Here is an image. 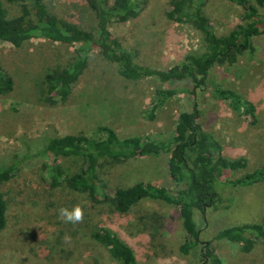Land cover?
<instances>
[{"label":"rangeland","instance_id":"obj_1","mask_svg":"<svg viewBox=\"0 0 264 264\" xmlns=\"http://www.w3.org/2000/svg\"><path fill=\"white\" fill-rule=\"evenodd\" d=\"M3 2L9 17L21 13L19 2ZM45 3L58 16L96 32L98 17L85 0ZM169 9L171 0H144L136 18L125 23L112 21L110 30L140 64L158 69L181 65L187 56L203 51L205 45L191 24L169 20L165 14ZM204 11L218 35L226 34L236 23H244L241 7L229 0H207ZM261 14L263 18L264 9ZM78 47L41 38L21 47L0 43V66L13 80L12 90L0 94V156L20 153L22 158L26 147L32 152L27 140L41 139L47 126L58 135H90L99 125H108L122 137H165L173 133L178 113L189 110L196 100L201 111L198 122L219 138L223 154L248 159L240 175L264 163V34L256 38L254 53L246 52L232 67L216 66L207 86L197 90L195 98L180 92L184 81L154 77L128 80L118 73L115 63L95 49L70 94L56 103L48 102L42 83L45 72L73 60ZM212 85L232 88L253 101L258 124H248L228 104L213 99ZM166 88L180 91L158 109L154 119H148L145 113L156 91ZM48 158L22 161L18 172L0 185L7 205V223L0 231V264H116L92 237V232L103 226L133 248L138 264H204L192 254L194 248L189 255L180 250L184 229L176 206L141 199L122 214L64 185L50 189L45 171ZM167 159L168 155H160L140 157L120 166L105 163L99 175L109 194L117 186L138 181L165 186L175 193L184 185L171 178ZM60 162L68 174L81 167V161L73 159ZM221 194L230 200L228 208L207 207L204 213L195 214L201 240L211 239L223 228L264 219V181L225 187ZM74 206L80 207L82 218L75 223L65 221L59 210L71 211ZM218 251L223 264H264V247L259 241L244 253L240 243L223 239Z\"/></svg>","mask_w":264,"mask_h":264},{"label":"trees","instance_id":"obj_2","mask_svg":"<svg viewBox=\"0 0 264 264\" xmlns=\"http://www.w3.org/2000/svg\"><path fill=\"white\" fill-rule=\"evenodd\" d=\"M19 2L22 11L9 17L3 0H0V43L9 42L21 47L34 39H48L63 44H78L77 55L64 66L48 69L43 76L45 100L56 103L70 94L71 86L83 74L88 56L98 49L108 61L118 66V73L133 81L154 77L161 81H184L182 91L159 89L150 102L145 116L152 120L158 109L179 91L195 98L197 90L207 86L211 71L216 66L232 67L240 57L256 51V38L264 34V0H229L243 11L244 23H236L226 34H216L204 8L207 0H171L166 17L174 22L191 24L202 36L203 51L189 55L181 65L158 69L135 60L134 54L110 30L112 21L125 23L136 18L144 0H85L98 17L96 32L78 23L58 16L49 10L45 0H9ZM13 88L12 78L0 66V94ZM213 99L228 104L232 110L245 117L248 124L259 122L253 101L244 98L232 88L212 85ZM201 111L197 101L189 110H181L172 134L151 138L130 135L122 137L108 125H99L93 134H56L51 126L43 131L41 139L27 140L29 147L23 152L0 156V185L8 182L24 160L45 162L47 184L50 189L64 185L72 191L84 193L95 203L108 205L118 213H127L141 199H152L174 205L184 229L180 246L182 253L199 256L204 264H223L218 251L219 242L226 239L240 243V250L249 253L260 242L264 247V219L246 222L219 230L211 239L201 240L196 212L204 213L207 207L228 208L230 200L222 196L225 187L249 186L264 181V163L240 175L248 166L246 157L229 158L223 154L219 138L198 122ZM31 143V146H30ZM26 144V145H27ZM168 155L167 166L171 178L183 184L173 193L165 186L138 181L117 186L112 194L99 175L105 163L114 166L130 164L140 157ZM60 159L81 161V167L68 174ZM133 160V161H132ZM7 223V205L0 191V231ZM96 242L104 246L116 264H138L133 248L109 227H99L92 232ZM191 255V254H190Z\"/></svg>","mask_w":264,"mask_h":264},{"label":"clouds","instance_id":"obj_3","mask_svg":"<svg viewBox=\"0 0 264 264\" xmlns=\"http://www.w3.org/2000/svg\"><path fill=\"white\" fill-rule=\"evenodd\" d=\"M59 215L67 222H79L82 218V211L79 206H74L71 211L65 208L59 210Z\"/></svg>","mask_w":264,"mask_h":264}]
</instances>
